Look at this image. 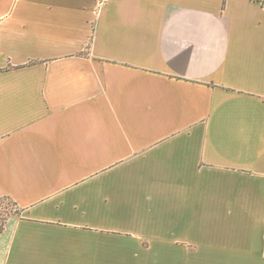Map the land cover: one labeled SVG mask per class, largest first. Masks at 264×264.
I'll return each instance as SVG.
<instances>
[{
    "label": "crops",
    "instance_id": "0c3cea01",
    "mask_svg": "<svg viewBox=\"0 0 264 264\" xmlns=\"http://www.w3.org/2000/svg\"><path fill=\"white\" fill-rule=\"evenodd\" d=\"M0 264H264V5L0 0Z\"/></svg>",
    "mask_w": 264,
    "mask_h": 264
},
{
    "label": "trees",
    "instance_id": "16d2710c",
    "mask_svg": "<svg viewBox=\"0 0 264 264\" xmlns=\"http://www.w3.org/2000/svg\"><path fill=\"white\" fill-rule=\"evenodd\" d=\"M258 2H260L261 5H264V0H257ZM0 201H4L7 203V211H2V220L0 222V233L3 231V226L5 221L9 218V217H13L16 215H19L20 211L18 210L17 205L8 197H3L0 198Z\"/></svg>",
    "mask_w": 264,
    "mask_h": 264
},
{
    "label": "rangeland",
    "instance_id": "374dc122",
    "mask_svg": "<svg viewBox=\"0 0 264 264\" xmlns=\"http://www.w3.org/2000/svg\"><path fill=\"white\" fill-rule=\"evenodd\" d=\"M2 211H7V203L4 201H0V222L2 220Z\"/></svg>",
    "mask_w": 264,
    "mask_h": 264
},
{
    "label": "built area",
    "instance_id": "2783aa9c",
    "mask_svg": "<svg viewBox=\"0 0 264 264\" xmlns=\"http://www.w3.org/2000/svg\"><path fill=\"white\" fill-rule=\"evenodd\" d=\"M110 0H98V5L99 6H103L105 5L106 3H108Z\"/></svg>",
    "mask_w": 264,
    "mask_h": 264
}]
</instances>
